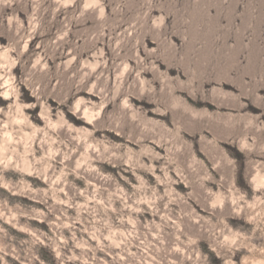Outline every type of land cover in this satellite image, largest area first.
Returning a JSON list of instances; mask_svg holds the SVG:
<instances>
[{"label": "rangeland", "instance_id": "rangeland-1", "mask_svg": "<svg viewBox=\"0 0 264 264\" xmlns=\"http://www.w3.org/2000/svg\"><path fill=\"white\" fill-rule=\"evenodd\" d=\"M0 145V264H264V0H0Z\"/></svg>", "mask_w": 264, "mask_h": 264}, {"label": "bare ground", "instance_id": "bare-ground-1", "mask_svg": "<svg viewBox=\"0 0 264 264\" xmlns=\"http://www.w3.org/2000/svg\"><path fill=\"white\" fill-rule=\"evenodd\" d=\"M9 80V79H8ZM10 89V88H9ZM10 91V90H9ZM11 92V91H10ZM103 92V91H102ZM9 93V92H8ZM5 94V93H4ZM8 95V94H7ZM82 105V104H81ZM81 105H76L75 106V111H77V112H79V113H81L80 115H81V117H82V114L84 115V117L85 118H87V119H91L92 118V110H89V108H87L86 106H81ZM126 108V107H125ZM91 111V112H90ZM94 113V112H93ZM77 114V113H76ZM43 115H44V113H43ZM47 117V116H46ZM45 117V118H46ZM49 117V116H48ZM83 117V118H84ZM44 118V117H43ZM51 119V118H50ZM86 120V119H85ZM47 121V120H46ZM49 122V121H48ZM52 122V121H51ZM53 126V125H52ZM56 126V125H55ZM54 126V127H55ZM51 128V127H50ZM54 129V128H53ZM56 129V128H55ZM60 129V128H59ZM39 131V130H38ZM61 130H59L58 132H60ZM40 132H42V131H40ZM144 133V132H143ZM38 134V133H37ZM46 134H44V136H45ZM50 147H48V149H49ZM0 150L1 151H3L4 150V146L3 145H0ZM49 151V150H48ZM54 153V152H53ZM52 153V154H53ZM55 154H53V156H54ZM56 155H57V153H56ZM55 157V156H54ZM27 168H28V166H27ZM32 169V168H31ZM45 178H46V180L47 179H49L50 178V174L48 173V171H46L45 172ZM259 183V182H258ZM261 184V183H260ZM220 198V197H219ZM222 199V198H221ZM220 200V199H219ZM225 204V203H224ZM190 224V223H189ZM193 225V224H192ZM191 226V225H190ZM256 264H257V262H256ZM259 264V263H258Z\"/></svg>", "mask_w": 264, "mask_h": 264}]
</instances>
